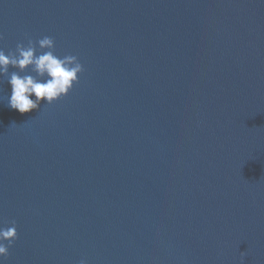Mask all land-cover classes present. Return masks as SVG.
<instances>
[{
	"label": "water",
	"instance_id": "obj_1",
	"mask_svg": "<svg viewBox=\"0 0 264 264\" xmlns=\"http://www.w3.org/2000/svg\"><path fill=\"white\" fill-rule=\"evenodd\" d=\"M0 34L84 69L25 114L0 83L5 264H264V0H0Z\"/></svg>",
	"mask_w": 264,
	"mask_h": 264
},
{
	"label": "clouds",
	"instance_id": "obj_2",
	"mask_svg": "<svg viewBox=\"0 0 264 264\" xmlns=\"http://www.w3.org/2000/svg\"><path fill=\"white\" fill-rule=\"evenodd\" d=\"M0 39H3L2 34ZM36 43L40 54H37L36 44L31 39L28 40L27 45L17 44L14 52L10 51L6 54L0 49V83L7 80L11 86L7 106L21 114L38 109L42 101L45 105H50L67 95L74 84L78 83L79 74L84 70L76 56L66 55L60 58L55 54L53 38L45 36ZM10 67L19 71L10 73ZM28 68H31L34 75H20ZM12 125L16 124L13 122ZM16 238L15 221L11 222L10 227H0V264H5L9 248ZM5 241L7 244L4 243ZM79 264H87V261L81 259Z\"/></svg>",
	"mask_w": 264,
	"mask_h": 264
}]
</instances>
